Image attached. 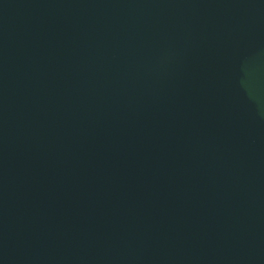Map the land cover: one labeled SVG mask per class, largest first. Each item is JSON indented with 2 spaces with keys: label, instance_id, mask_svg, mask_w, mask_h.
<instances>
[{
  "label": "water",
  "instance_id": "obj_1",
  "mask_svg": "<svg viewBox=\"0 0 264 264\" xmlns=\"http://www.w3.org/2000/svg\"><path fill=\"white\" fill-rule=\"evenodd\" d=\"M0 264H264V0H0Z\"/></svg>",
  "mask_w": 264,
  "mask_h": 264
}]
</instances>
